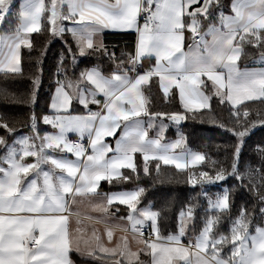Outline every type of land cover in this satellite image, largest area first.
I'll list each match as a JSON object with an SVG mask.
<instances>
[{"label":"snow or ice","instance_id":"1","mask_svg":"<svg viewBox=\"0 0 264 264\" xmlns=\"http://www.w3.org/2000/svg\"><path fill=\"white\" fill-rule=\"evenodd\" d=\"M107 31L135 40L110 45ZM0 73L31 84L0 87L29 113L0 112V264H264V143L245 160L264 127V0H0ZM190 119L230 134L217 158L179 131ZM169 166L199 192L145 204L174 182Z\"/></svg>","mask_w":264,"mask_h":264},{"label":"trees","instance_id":"2","mask_svg":"<svg viewBox=\"0 0 264 264\" xmlns=\"http://www.w3.org/2000/svg\"><path fill=\"white\" fill-rule=\"evenodd\" d=\"M225 2H230V0H225ZM18 5V4H17ZM34 45H39L43 43L44 37L38 36V34H33ZM105 42L110 45H118L124 47L125 45L131 44L135 40L134 34H123V33H106L104 35ZM188 43V39H187ZM63 50V44L59 41H53L49 46L47 55L44 57L43 70L44 75L42 77L41 91L38 96V113L45 109L46 102L49 99L50 89L53 85L54 73L56 71L57 62L59 60V54ZM27 52V50H24ZM249 56H255L256 53L254 50L249 49ZM37 53L32 54V59L34 60ZM245 57H241V66H244ZM248 66H253L251 60L247 61ZM33 71L35 69H32ZM0 87H7L8 91L15 93L16 95L25 94L28 89L31 87L30 81L28 80L27 75L23 78H10L5 77L0 73ZM161 107H166L168 110H179L180 106L177 100H173L169 105H158ZM213 107H216V101L213 100ZM254 107H259L255 105ZM0 112H6L8 115L25 118L27 117L28 109L26 105L20 104H10L3 100H0ZM43 128H47L42 126ZM174 125H171L169 130L166 132V138L169 140L177 138V131L174 129ZM21 131H27V129H21ZM179 131L188 137L189 145L193 148H200L205 145L209 146L210 150L213 152V158H217L215 154L214 146L216 144H225L230 140V134L226 133L222 129L215 127L209 123H201L199 119H190L182 122L179 126ZM4 135L2 129H0V136ZM264 143V127L257 128L253 131L250 138L247 141L246 151H245V160L246 161H255L257 158L256 146ZM169 174L173 176L174 182L157 184L150 188L147 193V199L144 201L146 204L148 201H152L156 204H159L165 199L174 198L180 203L186 202L191 199L193 196L197 195L199 188L193 189L190 185H187L183 182V176L178 175L172 170L169 166ZM178 181V182H176ZM231 187V182L226 185ZM215 188H212L213 191ZM102 190L109 191L110 186L103 182ZM179 210V203L177 207L173 209V212L169 216V222L171 223L174 220L175 215ZM76 261V259H75ZM76 264H80L78 261Z\"/></svg>","mask_w":264,"mask_h":264},{"label":"crops","instance_id":"3","mask_svg":"<svg viewBox=\"0 0 264 264\" xmlns=\"http://www.w3.org/2000/svg\"><path fill=\"white\" fill-rule=\"evenodd\" d=\"M19 2H20V0H19ZM106 33H118V32H112V31H107ZM105 33V34H106ZM185 44L187 45V34H186V39H185ZM186 50V49H185ZM45 127H48V126H45ZM171 127V124H169V127H168V130H169V128ZM174 129L177 131V128L176 127H174ZM167 130V131H168ZM166 135V134H165ZM71 138H73V139H75V136L74 135H72L71 136ZM103 183V182H102ZM79 255L78 254H75V252H73L72 253V259L75 261V259H76V261L75 262H77V261H79L78 260V257ZM78 257V258H77ZM81 258V257H80ZM80 262V261H79Z\"/></svg>","mask_w":264,"mask_h":264},{"label":"rangeland","instance_id":"4","mask_svg":"<svg viewBox=\"0 0 264 264\" xmlns=\"http://www.w3.org/2000/svg\"><path fill=\"white\" fill-rule=\"evenodd\" d=\"M16 3H17V4H19V0H16ZM257 128H262V127H257ZM257 128H256V129H257ZM256 129H254V130H256ZM254 130H253V131H254ZM212 188H215V187H211V189H212ZM219 190H220V189H218V188H215V189L213 190V192H216V191H219ZM75 254H76V253H75ZM78 257H79V258H78ZM78 257H77V258H78V260H79V261H81V258H80V256H78ZM79 261H78V262H79ZM79 263H80V262H79Z\"/></svg>","mask_w":264,"mask_h":264},{"label":"water","instance_id":"5","mask_svg":"<svg viewBox=\"0 0 264 264\" xmlns=\"http://www.w3.org/2000/svg\"><path fill=\"white\" fill-rule=\"evenodd\" d=\"M182 124V123H181Z\"/></svg>","mask_w":264,"mask_h":264}]
</instances>
